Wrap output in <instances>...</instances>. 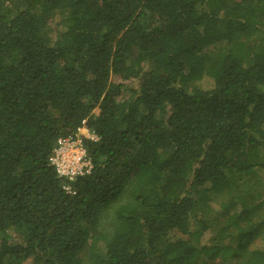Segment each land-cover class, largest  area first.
<instances>
[{"label":"trees","instance_id":"1","mask_svg":"<svg viewBox=\"0 0 264 264\" xmlns=\"http://www.w3.org/2000/svg\"><path fill=\"white\" fill-rule=\"evenodd\" d=\"M263 227L264 0H0V264H264Z\"/></svg>","mask_w":264,"mask_h":264},{"label":"built area","instance_id":"2","mask_svg":"<svg viewBox=\"0 0 264 264\" xmlns=\"http://www.w3.org/2000/svg\"><path fill=\"white\" fill-rule=\"evenodd\" d=\"M82 139L95 141L96 136L83 125L77 129L74 135L56 140L51 165L59 178L73 181L77 177L89 173L91 163L82 145Z\"/></svg>","mask_w":264,"mask_h":264},{"label":"rangeland","instance_id":"3","mask_svg":"<svg viewBox=\"0 0 264 264\" xmlns=\"http://www.w3.org/2000/svg\"><path fill=\"white\" fill-rule=\"evenodd\" d=\"M57 22H58V18H55L51 21V26L53 29L56 28ZM224 50L225 49L222 48L221 44H218L216 46H209L205 48L198 55L197 64L200 66H208ZM130 87H135V83L132 82ZM97 112H98L97 110H94V114H97ZM121 201H127V198H123ZM98 227L100 230L109 231L111 229V221L101 218ZM260 235H261L260 237L264 239V227L262 228V231H260Z\"/></svg>","mask_w":264,"mask_h":264}]
</instances>
